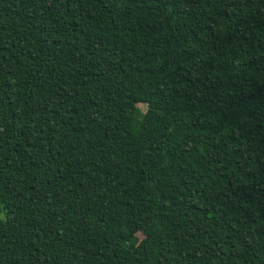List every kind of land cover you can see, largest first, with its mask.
I'll return each mask as SVG.
<instances>
[{
    "label": "trees",
    "instance_id": "obj_1",
    "mask_svg": "<svg viewBox=\"0 0 264 264\" xmlns=\"http://www.w3.org/2000/svg\"><path fill=\"white\" fill-rule=\"evenodd\" d=\"M0 264H264V0H0Z\"/></svg>",
    "mask_w": 264,
    "mask_h": 264
},
{
    "label": "rangeland",
    "instance_id": "obj_2",
    "mask_svg": "<svg viewBox=\"0 0 264 264\" xmlns=\"http://www.w3.org/2000/svg\"><path fill=\"white\" fill-rule=\"evenodd\" d=\"M142 110H143V112H145L147 110V107L146 106L142 107Z\"/></svg>",
    "mask_w": 264,
    "mask_h": 264
}]
</instances>
